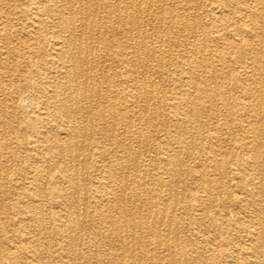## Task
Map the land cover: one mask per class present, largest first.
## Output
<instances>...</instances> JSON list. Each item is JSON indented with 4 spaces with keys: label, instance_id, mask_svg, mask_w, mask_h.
<instances>
[{
    "label": "bare ground",
    "instance_id": "obj_1",
    "mask_svg": "<svg viewBox=\"0 0 264 264\" xmlns=\"http://www.w3.org/2000/svg\"><path fill=\"white\" fill-rule=\"evenodd\" d=\"M155 2L156 0H127V2L123 0H113V2L109 0H45L42 9H40V6L38 5H34L31 8L30 21L23 24L19 30L14 31L8 25L4 24L5 26H3L0 24V42H3V45H0V59L6 54L2 51V48L12 49L13 51L17 50L16 55L19 54V50L26 53L34 52L35 55L42 52L39 59L40 61L43 60L41 64L46 68H44L45 71L42 70L41 72L44 80H32L30 76V73H32L31 71L30 73L28 72L29 74L27 75L24 74V77L27 79L26 95L24 98L29 101L31 106L42 110V116L37 122L43 130L38 131V136H35V140L33 139V141L26 144V148H29L34 155L30 158L28 157L30 160L27 162V169L23 171L22 176H20L22 179L27 180L28 184L35 185V187L25 188V194L28 196L27 198L29 200L28 202L27 200L25 202L24 200L20 201V206L23 208L24 214H26L28 212V206L35 205V212L32 211L33 213L31 215H26V218L24 219H16L14 222L18 223L25 220L30 221L33 223L32 228L30 229H34L27 231L25 227H18L17 233L20 236H23L24 241L26 240V246L20 247L21 254L24 256L23 258H19L14 264H26V258L30 256L36 264H43V251L45 254L46 245H48L45 239H47L46 237L50 232V225L46 223L45 214L47 212L50 214V220L57 219L54 218L52 212L48 210L49 206L47 207L48 209L44 207L43 202L47 197L44 194L45 192L42 186L40 187L35 183L36 181L48 180L57 169H59L60 176L64 178V181L69 185L64 195H60V198L65 196L66 199H64V201L67 200L61 207L63 215L59 218L65 219V229L62 231V234L61 232L60 234L68 242L69 253L73 256H77L81 264H100L101 260L97 250H93L91 255H85L79 246L80 241H83L80 240L81 236H79V233L82 232L84 224L89 220H87L86 217L89 212L88 209L90 208L100 217L99 221L104 220L114 226L112 235L116 243L112 245V251L118 264H163L164 257H162L161 253L164 252H160V249H164L167 253L169 252V264H188L184 256L180 257L183 254L179 247L178 239L175 238L174 244L171 245L166 241L167 239H164L168 235L163 238L161 234H157L156 231L160 230L161 226L167 224L171 225L170 220H168V213L171 209V204L180 203L184 210L189 211L192 208L201 207L207 202L215 203L221 196L225 198L224 204L228 206L244 205V210L251 209L252 215L247 217L245 222L248 227L254 225V229L257 230V232L253 231L250 233L252 239L249 251L252 258L249 260V264H264V0H226L217 2V5L214 7L216 13L219 12L220 15L224 10H232L231 13L227 12V16L237 14L233 17L237 18L242 26L245 25L252 36L250 46L254 51L248 59L249 62L246 61V57L243 54L245 43L243 39L237 37L239 33L238 31L232 34L225 32L220 37V40L223 41L224 44L223 49L231 50L228 51L229 56H231L235 50L238 52V56L235 58L236 63L234 67V71H236L238 75H232L234 78L233 80L230 78L231 71H229L230 73L226 72L224 74L223 72H218L217 69H211L209 71L210 74L207 77L204 72L205 67L201 66L200 68H197L196 71H190V69H187L188 72L183 71L181 75H177L178 80H180L183 85L180 84L179 86V84H177L176 99L181 98V91H179L181 86H187L188 90L192 93L190 100L186 103L188 104L186 105V110L182 109L184 110V116L181 120H177V124L184 129L188 126H192L195 121L198 126H200L197 113L205 114L207 110L209 111L210 106L209 104L206 105L207 102H214L213 105L216 107L217 102L221 101L224 107L230 109L229 113L232 112L231 102H235L240 108L241 118L243 119L240 120L238 118L236 128L243 134H241L239 138L233 137L234 144L241 150L240 159L238 160V164H236V168H234L236 173L240 176L239 182L236 184L238 189L236 196L227 191L228 185L221 180L222 178L214 180L205 173L192 175L187 167L186 169L184 167L178 169L179 166H182L181 160L178 159L179 154L174 156V158L172 157V154L169 155L162 151V156H160L155 139L150 138L147 141V145H149L148 142L152 141L153 147L151 151L152 153L150 152L151 154L147 151L148 154H145L146 158L144 160L142 159L144 156L141 151H128L125 147L126 141L135 138V135L137 138V135L139 134L138 132L135 134L136 132L132 131V128L130 131L128 130V126L131 124L129 120L127 123L125 122L126 124L122 128L120 132L121 134L119 133L121 137L117 134L119 139H115L111 134H108L109 130L110 132L116 130L117 126L114 123H116L115 120L120 114L113 110H108V107L110 109L114 108L113 102L110 106L104 105V102H106L105 98L107 99V95L110 94L109 90L106 87L103 89L102 86L103 72L101 70V63H103L106 58L103 49L106 46L103 47V45H101L102 41L100 42L99 38H96V33L99 32L100 34L101 31V26L96 19L97 13H104L105 17L108 18L109 23L111 22L110 14L113 10L118 13L120 11L123 13L122 15L120 14L119 22L121 24L120 26L125 28L124 33L127 34L129 42V44H127L130 52L126 54L131 55L133 58L136 56L138 48L136 38L141 37L143 33V25L142 23L137 25L136 22L138 20L136 21V19L142 14L147 16V18L150 15L153 16L151 11ZM115 3L117 5H115ZM173 3L174 2H172V4ZM59 4L66 5L67 8H65L67 10H61L62 8H60ZM187 7L189 8V6ZM130 10L132 11V15L129 14ZM88 11L93 13L90 15L87 13ZM43 15H46V18H42ZM161 15L154 14V17L159 23H162L163 21ZM174 18L175 16L172 14L170 16V20L172 21H170V25L171 23L175 25L172 20ZM161 27H163V25ZM170 27H172V25ZM202 31H204L202 34L203 40L211 41L212 38L210 36V31L206 28ZM194 32L195 31L193 30V36L196 38V32ZM13 37L15 38V43H13ZM162 38V36L161 38H158L159 45L164 42V39ZM143 39L146 41L145 36ZM194 41L196 42V40ZM148 42L149 41L145 42V46L148 47L149 51L148 55L155 59V57H157V50L151 45V42ZM195 42H193L194 45ZM195 48L194 51L197 50V52L203 55L206 51V43L202 42L199 48ZM168 53L170 52L168 51ZM229 56L228 58H230ZM32 59L33 58L28 59V62H34ZM219 59L221 58L219 57ZM187 63L188 60L186 64ZM204 64L206 66V63ZM179 77L182 78L183 82ZM217 78L223 79L217 81ZM226 78L229 80H224ZM144 79H142V81ZM208 82L213 85H209ZM2 86L3 85H1L0 88V98L4 99L8 97V99H10L14 96V90L11 91L9 88ZM133 95L136 94L133 93ZM150 95L151 91L147 90L144 86L140 96L145 104H147L150 98H152ZM115 97L116 95L114 98ZM5 105L6 103H2L1 107L6 108ZM14 106L12 104L11 108L14 109ZM147 106L148 105H144L142 108L146 113L149 108V106ZM173 107L175 106L173 105ZM144 111L142 114H145ZM151 111H153V113L155 112L153 107ZM139 113L137 112V114ZM130 115L132 117V113ZM152 116L154 120L156 115ZM229 117L231 118L232 116ZM139 119L146 124L143 115H140ZM230 122L229 124H231ZM30 125L31 129L35 130L34 126L36 125V122L30 121ZM162 127H164L165 131L167 130L168 125L163 124ZM198 129V141H203L205 146H207L209 150L211 149L210 153H214V146H212L211 142L208 140H213L214 136L209 132L208 124L206 123ZM174 130L176 129L174 128ZM105 132L110 135L108 138H103L102 135ZM179 135L178 133H175L174 136L177 144V153L181 154L189 152L186 144L185 147H183V140ZM140 137L142 138V136ZM112 145H116L119 149L118 151L123 154H129L128 157L130 156V159L133 160L132 170L135 174L133 176L131 175L129 170H131L132 165L131 163H124L121 154L120 158H118L113 164L115 167L113 168L114 174L112 175L109 173V176L104 183L105 185H109L110 183L116 182V190L113 191L111 196L109 193H104V195L100 196L98 200H95L90 204L86 197L88 187L85 186L84 181L91 177L95 179L100 177V173L104 168L103 154L108 152ZM106 147L109 149L106 150ZM3 149H7L5 144L1 147L0 153H3ZM186 157L188 158V156ZM212 158L213 155L209 157L205 156V159H208L209 162L214 161ZM215 163L216 162H214L215 168L220 170V168H218L219 166L217 167ZM149 170H154V172L151 171V173H149ZM165 172L172 173L173 175L178 172L180 175V182L174 181L175 183H173V181L167 178L165 179V177H163V173ZM7 176L8 175H6V177ZM1 177L2 175L0 173V178ZM187 182L190 183L189 186L187 185ZM191 185H197L203 198L207 200L201 198L200 195L193 197V199H188L187 193L190 190L189 188ZM4 190H6V188ZM2 193L3 191L0 189V209H3L4 197L7 196L6 194L3 196ZM144 194L148 195V201L143 198ZM166 194L168 195L166 196ZM169 194L172 195V197ZM100 200L104 201L107 205L111 204L112 208L116 210L115 213L118 212V217L114 216L113 213L112 215L107 212L103 213ZM132 205L134 206V211ZM22 208H20V210H22ZM187 219L192 221L193 217L190 215ZM4 228L5 226L0 222L1 246L4 243L5 238ZM137 231H141V233L137 234ZM40 239H43L44 241H41ZM96 241V243H99L98 240ZM133 244H137L138 248H133ZM151 245L157 250V254H151L152 252L149 249ZM5 255V253H0V264H8L4 261ZM74 261H71V263L68 264L79 263V261L77 263Z\"/></svg>",
    "mask_w": 264,
    "mask_h": 264
},
{
    "label": "rangeland",
    "instance_id": "obj_2",
    "mask_svg": "<svg viewBox=\"0 0 264 264\" xmlns=\"http://www.w3.org/2000/svg\"><path fill=\"white\" fill-rule=\"evenodd\" d=\"M109 1L113 2V0ZM123 1L127 2V0ZM188 1L156 0L155 5L152 9L153 12L151 11V13H153V16L150 15L147 18V16L142 14L139 16L140 18L137 17L136 21H138L136 22V24L140 25L142 23L143 33L141 37L136 38L138 48L137 54L133 58L131 55L126 54L130 52L128 48L129 42L127 39V34L124 33L125 28L123 26H120L121 24L119 22L120 14L122 15L123 13L121 11L118 13L117 11L113 10L110 14V23L108 18L105 17L104 13H97L96 19L101 26V31L100 34L99 32H97L98 34L96 33V38H99L100 42L102 41L101 45H103V47L106 46L103 48L104 56L106 58L104 57V64L101 63V70L103 72L102 86L103 89L106 87L109 90L110 94L107 95V99L105 98L106 102H104V105L110 106L113 102L114 108L110 109L108 107V110H113L116 113L120 114V116L118 115L115 120L116 123H114L117 126L116 130L114 132H110L109 130L108 134H111V136H113V138L115 139H119L117 137V134L119 135V137H121L120 132L123 126L129 120L131 124L129 123L130 125L128 126V130L130 131L132 128V131L136 132L135 134H137L138 132L140 135L138 134L137 138L135 135V138L126 141L125 147L128 151H141L144 156L142 159L144 160L146 158L145 154H148L147 151L149 152V154H151L153 147L152 141L148 142L149 145H147V141L150 138L155 139V141L157 142L155 143L158 147L160 156H162V151L166 152L169 155L172 154V157L179 154L178 159L181 160L182 166H179L178 169L181 167H184L186 169L187 167V169L189 168L188 170L189 172H191L192 175H199L201 173H205L209 175V177H212L214 180H219L222 178L221 180L228 185L227 191L231 192L232 195L236 196L238 193L236 184L239 182L240 176L238 175V173H236L234 168H236V164H238V160L240 159L241 150L234 144L233 137L239 138L241 134H243L240 133V131H238L236 128L238 118L240 120L243 119L241 118L240 108L236 105L235 102H231V114L229 113L230 109H228V107H224L221 101L217 102L216 107L213 105L214 102H207L206 105L209 104L210 106L209 111L206 108L207 111L205 114L197 113V118L199 120L200 126H203L207 123L209 132L212 133V135L214 136L213 140L208 139L215 149L214 153H210L211 149L209 150V148L205 146V143H203V141H198V128L200 126H198L196 121L192 126H188L186 129L177 124V120H181L184 116V110H186V105H188L186 103L188 100H190V96L192 94L188 90L187 86H181V88L179 89V91H181V98L176 99V92L178 86L177 84H179V86L181 84L180 80H178L177 75H181L183 71L188 72L187 69H190V71H196L197 68H200L201 66L205 67L204 72L207 77L209 76V71L211 69H217L218 72H223L224 74L226 72L231 71L230 78L231 80H233L234 78L232 75H238V73L234 71L236 63L235 58L238 56V52L237 50H235L231 54V56H229L228 51L231 50L223 49L224 44L223 41L220 40V37L225 32L232 34L238 31L239 33L237 37L243 39L245 43L243 54L246 57V61L249 62L248 59L254 51V49H252L250 46L252 36L248 32V28L245 27V25L242 26L241 22L237 18L233 17L237 14L227 16V12L231 13L232 10H224L221 14L224 17H222L219 12L216 13L214 7L217 5V2L226 0H201V2L200 0ZM172 2L174 3L172 4ZM44 4L45 0H0V24L3 26L8 25L14 31L19 30L23 24H26L30 21L31 8L34 5H38L40 6V9H42ZM115 5L117 4L115 3ZM59 6L60 8H62L61 10H67L66 5L59 4ZM187 6H189V8ZM87 13L91 15V13L93 12L88 11ZM171 13L173 14V16H175V18L172 19L175 25L171 23L172 27H170V16L172 15ZM129 14L132 15L131 10ZM154 14H162V23L157 22V19L154 17ZM42 18H46V15H43ZM162 25L163 27H161ZM205 28L211 33V41L203 40L202 34L204 33V31L202 30H204ZM193 30L196 32H194L196 34V38L193 36ZM144 36L146 38V41L151 42V45L154 46V48L157 50V57H155V59L148 55L149 51L148 47L145 46L146 41L143 39ZM161 36L163 37L162 39H164V42L161 44L162 46L158 43V38H161ZM14 39L15 38L13 37V43H15ZM194 40H196V42ZM192 41L195 42V45ZM202 42L206 43V51L203 55L197 52V50L194 51V48H199ZM0 45H3L2 41L0 42ZM2 51H4L6 54H4L2 59H0V88L1 85H3L2 87L9 88L11 91L14 90L15 94H13L14 96H12L10 99H8V97L4 99L0 98V150L4 144L7 147V149L2 150L3 153H0V173L2 175V177L0 178V189H2L3 191V196H5V194L7 195L6 197H4L6 200L3 201L4 207L3 209H0V222L5 226V238L2 246L0 245V253L6 254L4 259L6 263L14 264L19 260V258H23L24 256L23 254H21L20 247L26 246V240L24 241L23 236H20L17 233L18 227H25L27 231L34 229H30L33 225V223L30 221L25 220L18 223L14 222L16 221V219H24L26 218V215L29 216L33 212H35V205L28 206V212L26 214H24V210L20 206V201L24 200L25 202L27 200L28 202L29 200L27 198L28 196H26L25 194V188L35 187V185L33 186L31 184H28L27 180H24L21 177L22 172L27 169V162L28 160H30L29 158L34 155L32 151L29 150V148H26V144L28 142L30 143L31 141H33V139L35 140V136H38V131L43 130V128H41L39 123L37 122V120L42 116V110L40 108L31 106L29 101L24 98L26 95L25 91L27 85V79L24 77V74L27 75L31 71L32 73H30V76L32 80H44L41 72L42 70L45 71L46 68L44 65L41 64L43 60L40 61L39 59L42 55V52H39L35 55L34 52L26 53L19 50V54L16 55L17 50L13 51L12 49L10 50L2 48ZM168 51L170 53H168ZM228 56L230 58H228ZM219 57L221 59H219ZM30 58H33L32 60H34V62H28V59ZM187 60L188 65L186 64ZM166 61L168 64L166 63ZM203 62L206 63V66ZM142 79H144L145 81H142ZM180 79L183 82L182 78ZM222 79L223 78H217V81H220ZM224 80L229 79L226 78ZM148 81L151 83H149ZM208 83L211 86L213 85L210 82ZM144 86L147 90L151 91L150 96L152 98H150L147 104H145L142 97L140 96V93L143 90ZM167 86H169L170 88ZM133 93L136 95H133ZM115 95L116 97L114 98ZM2 103H6V108L1 107ZM12 104L13 106L15 105L14 109L11 108ZM144 105L149 106L147 113L142 109ZM173 105L175 107H173ZM152 107L155 111L154 113L153 111H151ZM135 111L140 113L137 114V112ZM143 111L145 114H142ZM159 111L161 116L159 115ZM130 112L132 113V117L130 115ZM140 115H143L146 124H144L143 121L139 119ZM152 115H156L154 117L155 121L153 120ZM164 115L166 116V118ZM229 116H232V119ZM214 117L216 118V120ZM30 121L36 122V125L34 126L35 130L31 129ZM229 122L231 124H229ZM163 124L168 125V128L165 131L164 127H162ZM223 126L225 127V129ZM174 128L176 130H174ZM175 133H178V135L180 134L179 136H181L183 140V147H185L186 144V147L189 152L181 154L177 153V144L176 139L174 137ZM108 134L106 132L103 133V138H108L110 136ZM140 136H142V138ZM162 138H164L165 140ZM106 148V150L109 149L108 147ZM118 150L119 149L116 147V145H112L108 152L103 154L104 168L102 169L100 177L98 179L91 177L86 179L87 181H84L85 186L88 187L86 191V197L90 204H92L93 201L98 200L100 196L104 195V193H109V195L111 196L113 191L116 190V182L110 183L109 185H105L104 183L106 182L109 173H111L112 175L114 174L113 168L115 167L113 164L115 161H117L118 158H120L121 154L122 161L124 163H131V165L133 164V160L130 159V156L128 157L129 154H123ZM211 155H213L214 158H212V160H214L213 162H209L208 159H205V156L209 157ZM186 156H188V158ZM214 162H216L215 164L217 165V167L219 166L218 168H220V170H217L215 168ZM132 167L133 165L131 166V170L129 171L133 176L135 172L132 170ZM151 171L152 170H149L148 172L151 173ZM152 172H154V170ZM59 173V169H57L48 180L36 181L35 183L40 187L42 186L45 192L44 194L47 197V200L45 199V201L43 202L44 207L48 209L47 207L49 206L48 210H50L52 212L53 217L57 219L50 220V214L48 212V214H45L46 223L50 225V232L46 237L47 239H45L48 245H46L45 254L43 251V264H68L71 263V261L73 262L74 259L75 263L79 261L78 264H81L77 256H73L71 255V253H69L68 242L64 237L61 236L62 231L65 229V219L59 217L63 215L61 212V207L64 203H66L67 200L64 201V199H66L65 196H63V198H60V195H64L69 185L64 181V178H62ZM6 175L8 176L6 177ZM163 177H165V179L167 178L173 181V183H175L176 181L180 182V175L178 172L174 175L172 173L170 174L165 172L163 173ZM187 185L189 186L190 183L187 182ZM5 188L7 191L4 190ZM189 189L190 192L188 191L187 193L188 199H193V197H197L199 195L201 198H203V195L200 193V190L197 185H191ZM167 195L168 194H166V196ZM170 196L172 197V195ZM143 198L148 201L149 197L147 194H144ZM222 198L223 196L219 197L218 201L215 203L207 202L205 205L194 209L192 208L189 211L184 210L182 208V204L180 203H175L177 205L171 204V209L168 213V220H170L171 225L167 224L161 226V229L157 230L156 233L161 234L163 238L168 235L166 236L167 238L165 237L164 239H167L166 241H168L171 245L174 244L175 238L178 239L177 241L183 254L180 257L184 256L188 264H237V260L238 264H249V260L252 258V256L250 255L251 253L249 251L252 239L250 233L253 231L257 232V230L254 229V225H250L248 227L245 222L247 217L252 215L251 209L244 210V205L228 206L224 204L225 198ZM100 203L102 204L101 209L103 213L107 212L111 215L113 213L114 216L118 217V212L115 213L116 210L112 208L111 204L107 205L104 201L101 200ZM20 208H22V210H20ZM132 209L134 211V206L132 207ZM88 210L89 212L86 218L87 220L89 219V223L87 221L83 226L82 232L79 233V236H81L80 240H83L80 241L79 245L82 249V252L85 255H91L93 253V250H97L99 252L100 259L102 260H100V264H118L112 251V245L116 243L112 235L114 231V226L110 223L105 222L104 220L99 221L100 217L96 213H94L91 208ZM190 215L191 217H193L192 221H189L187 219ZM139 233H141V231H137V234ZM40 240L44 241L43 239ZM96 240H98L99 243H96ZM133 248H138V245L133 244ZM149 249L152 252V255L153 253L157 254V250L153 247V245H151ZM159 251L164 252L161 253L162 257H164L163 264H169V252L167 253L164 249H160ZM26 260V264H36V262L32 259L31 256L27 257Z\"/></svg>",
    "mask_w": 264,
    "mask_h": 264
}]
</instances>
